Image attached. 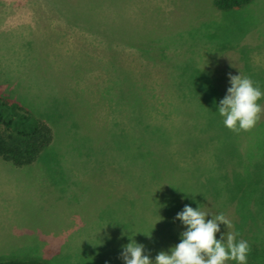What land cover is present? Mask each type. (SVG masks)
<instances>
[{
    "label": "rangeland",
    "instance_id": "374dc122",
    "mask_svg": "<svg viewBox=\"0 0 264 264\" xmlns=\"http://www.w3.org/2000/svg\"><path fill=\"white\" fill-rule=\"evenodd\" d=\"M191 2L0 0V74L23 83L30 74L20 68L21 54L33 58L43 108L35 101L25 108L53 130L33 163L14 167L16 178L0 166V255L125 264L120 254L132 239L154 260L180 242L186 226L176 216L185 205L208 219L223 213L232 225L241 215L236 202L245 182L231 178L239 177L242 147L251 150L264 138V113L252 130L233 132L218 105L231 86L229 73L251 78L264 92V0L245 5L242 27L224 15L212 45L173 32L166 56L143 54L109 32L166 24L174 30L192 19ZM128 88L142 105L132 106L137 95L128 100ZM16 96L24 105V94ZM258 103L264 106V97ZM53 189L69 196L38 204V192ZM220 229L216 238L226 242L233 227Z\"/></svg>",
    "mask_w": 264,
    "mask_h": 264
},
{
    "label": "trees",
    "instance_id": "16d2710c",
    "mask_svg": "<svg viewBox=\"0 0 264 264\" xmlns=\"http://www.w3.org/2000/svg\"><path fill=\"white\" fill-rule=\"evenodd\" d=\"M251 0H192L188 5L192 19H188L186 24H177V28L169 29V24L164 26L156 25L150 29L142 27L128 29L112 28L110 34H119L126 37V43L138 47L143 53L157 51L158 54L166 56V45L168 38L173 32L183 35L187 34L191 39H206L212 45L213 39L219 37V31L214 29L215 25L220 26V22L227 20L223 17L228 13L231 17H236L235 21L227 20L229 23L238 22L246 16H249L245 9ZM239 9H235V8ZM220 13L219 20L216 13ZM233 13V14H231ZM87 13V19H89ZM91 16V15H90ZM218 16V17H217ZM245 16V17H244ZM144 26V24L142 25ZM230 25V28L237 27ZM117 29V30H116ZM116 30V31H115ZM106 31V30H104ZM167 36V39L165 37ZM172 36V35H171ZM178 38V37H177ZM174 40V39H173ZM167 41V43L165 42ZM176 41V39H175ZM194 78L199 79L195 75ZM202 83L209 91L211 83L208 76L202 74L200 77ZM199 79V80H200ZM211 82V81H210ZM129 99L135 100L136 92L128 88ZM217 99L216 97H214ZM141 97L137 95L136 101L132 106L141 104ZM138 100V101H137ZM218 101V100H217ZM136 105V106H137ZM264 128V125H263ZM262 139V138H261ZM53 140V130L48 121L35 115L24 105H21L15 98H7L0 92V159L17 167H23L33 163L40 152L50 145ZM244 140V139H243ZM249 147H242L239 152L241 160V170L239 177H232L233 182H245L240 189V196L236 202L237 208L242 211L239 217L233 222V232L238 233L236 239L246 240L250 245L247 264H264V213L259 214L264 208V165L258 169L260 161L264 158V138L252 144ZM235 149L232 153L234 154ZM238 156V155H237ZM263 161V160H262ZM253 168L257 170L254 172ZM240 178V181H239ZM252 182L250 187L245 184ZM238 190V187H237ZM264 212V211H263ZM0 264H49L41 257L33 255L15 256L13 254H1ZM229 264H237L236 261L230 260Z\"/></svg>",
    "mask_w": 264,
    "mask_h": 264
},
{
    "label": "clouds",
    "instance_id": "9594fccd",
    "mask_svg": "<svg viewBox=\"0 0 264 264\" xmlns=\"http://www.w3.org/2000/svg\"><path fill=\"white\" fill-rule=\"evenodd\" d=\"M228 75L231 86L219 101V114L229 130L250 131L264 113V106L258 103L264 97V92L247 76L240 73ZM208 217L209 214L199 207L185 205L176 216L186 226V230L180 234L179 243L169 251H160L153 260L145 254L143 244L130 239L123 246L121 258L125 264H227L229 260L247 264L250 245L243 239L237 241L238 233L229 232L226 242L224 235L216 238V233L221 231V223L227 228L233 227L231 220L223 213L211 216V219Z\"/></svg>",
    "mask_w": 264,
    "mask_h": 264
},
{
    "label": "crops",
    "instance_id": "0c3cea01",
    "mask_svg": "<svg viewBox=\"0 0 264 264\" xmlns=\"http://www.w3.org/2000/svg\"><path fill=\"white\" fill-rule=\"evenodd\" d=\"M23 58L22 60V63L23 61L25 60L26 62L23 63L21 65L20 68H22L23 70V67H25L24 71L28 72V74H30L29 76H31V79H29V76H27L26 80L22 83V81L19 82V84L17 85V82L14 83L12 81V78L15 76L13 74H11V72H7L5 70V72L1 73L0 74V92L3 96H8L7 98L11 99V98H15V99H18V97L16 96V94L20 91L21 93L24 94V106H27V107H30V101H35L38 105H39V108L40 110H42L43 108V104H41V93L42 92H39L38 91V84L39 82H37L36 80L34 81L33 79V76L36 74V76H38V69H37V66L34 67L33 65V58L30 56H26L24 52H22L21 54V59ZM29 65V66H28ZM20 75V78L18 79H21V74ZM33 80V82H32ZM22 83V84H21ZM9 88L10 92H11V97H9V92H7V89ZM8 93V95H7ZM0 166H4L5 170L9 171L11 175H9V177H14L16 178L17 176V173L18 172L17 170H15V166L8 163V162H4V161H1L0 160ZM24 168L20 167V171H22ZM70 194L72 192H75V186H72L70 187ZM84 192V190H83ZM65 196H69V195H64L63 193H60L58 192L57 189H53L51 192L49 191H46L45 190L43 192H38L37 196H36V199H37V202L38 204L45 200V201H49V200H52V199H62L65 197Z\"/></svg>",
    "mask_w": 264,
    "mask_h": 264
}]
</instances>
